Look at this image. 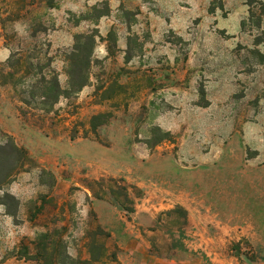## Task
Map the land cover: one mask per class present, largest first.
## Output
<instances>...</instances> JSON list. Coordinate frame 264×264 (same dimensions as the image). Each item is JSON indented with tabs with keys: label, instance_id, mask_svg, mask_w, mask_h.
Returning a JSON list of instances; mask_svg holds the SVG:
<instances>
[{
	"label": "rangeland",
	"instance_id": "rangeland-1",
	"mask_svg": "<svg viewBox=\"0 0 264 264\" xmlns=\"http://www.w3.org/2000/svg\"><path fill=\"white\" fill-rule=\"evenodd\" d=\"M75 47L86 85L22 118L8 75L67 91ZM246 126L261 148L264 0H0V264H83L98 230V264H264Z\"/></svg>",
	"mask_w": 264,
	"mask_h": 264
},
{
	"label": "trees",
	"instance_id": "trees-1",
	"mask_svg": "<svg viewBox=\"0 0 264 264\" xmlns=\"http://www.w3.org/2000/svg\"><path fill=\"white\" fill-rule=\"evenodd\" d=\"M81 39V38H80ZM86 40L85 38H82ZM88 41V40H87ZM92 56L91 51H86L81 47H75L66 55V61L68 62L66 68V74L69 79L68 90L63 91L59 85L58 78L56 74L52 71H49V75H45L43 70L36 67L37 70L35 73L29 72L26 70L22 77L15 79V76H9L10 85L15 89L17 86H22V90L18 92V101L21 104L22 108L19 109V114L22 118H33L35 115L31 111L41 112L45 115L52 113L54 106L58 103L60 98L69 100L71 98L70 93H76L78 90L82 89L87 83L86 71L90 65V59ZM76 59H80L79 62H76ZM13 57L10 59L8 66H16V64L21 62V58L17 60L16 63H12ZM32 77V82L26 85V80ZM106 122V118L101 116H93L89 121V127L91 129L92 135L96 136L97 128ZM72 139L74 137H71ZM91 190V187H88ZM122 209L125 213L131 214V209H125L122 206ZM98 237H106L108 235L98 230L93 232L89 236V245L88 253L90 255V260L84 262L83 264H98L99 259L95 256V246L96 240ZM112 262H116L113 257Z\"/></svg>",
	"mask_w": 264,
	"mask_h": 264
},
{
	"label": "crops",
	"instance_id": "crops-1",
	"mask_svg": "<svg viewBox=\"0 0 264 264\" xmlns=\"http://www.w3.org/2000/svg\"><path fill=\"white\" fill-rule=\"evenodd\" d=\"M248 128H250V126H246V148H251V150H253V152L256 153V155L251 160V162H253V163L262 162V161L264 162V143L261 145L262 146L261 148H259L258 144L252 145L251 144L252 142L249 139L250 137L247 134V132L249 131ZM263 142H264V140H263Z\"/></svg>",
	"mask_w": 264,
	"mask_h": 264
}]
</instances>
